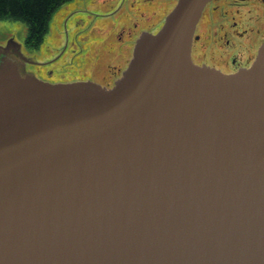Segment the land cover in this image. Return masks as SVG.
Returning <instances> with one entry per match:
<instances>
[{
    "label": "water",
    "instance_id": "95a60500",
    "mask_svg": "<svg viewBox=\"0 0 264 264\" xmlns=\"http://www.w3.org/2000/svg\"><path fill=\"white\" fill-rule=\"evenodd\" d=\"M211 0H177L111 89L50 84L0 47V264H264V40L195 65Z\"/></svg>",
    "mask_w": 264,
    "mask_h": 264
},
{
    "label": "flooded vegetation",
    "instance_id": "af4514ba",
    "mask_svg": "<svg viewBox=\"0 0 264 264\" xmlns=\"http://www.w3.org/2000/svg\"><path fill=\"white\" fill-rule=\"evenodd\" d=\"M73 1L54 12L46 49H34L29 56L21 46L9 56L23 73L43 82H91L106 89L114 87L128 67L139 37L155 34L177 2L90 0L92 10L73 7ZM263 40L264 0H211L196 25L191 59L196 65L234 74L251 66ZM41 52L48 57L38 59Z\"/></svg>",
    "mask_w": 264,
    "mask_h": 264
},
{
    "label": "trees",
    "instance_id": "16d2710c",
    "mask_svg": "<svg viewBox=\"0 0 264 264\" xmlns=\"http://www.w3.org/2000/svg\"><path fill=\"white\" fill-rule=\"evenodd\" d=\"M71 0H0V19L21 21L27 28L25 45L36 49L48 31L52 14Z\"/></svg>",
    "mask_w": 264,
    "mask_h": 264
},
{
    "label": "rangeland",
    "instance_id": "374dc122",
    "mask_svg": "<svg viewBox=\"0 0 264 264\" xmlns=\"http://www.w3.org/2000/svg\"><path fill=\"white\" fill-rule=\"evenodd\" d=\"M90 0H74L72 3H70L73 7H85L95 10L93 6L89 3ZM53 19V18H52ZM50 21V27H52V20ZM50 33V36H49ZM52 32L48 30V33L44 37V40L41 45V49L45 46H49L51 39H52ZM27 35V28L26 26L18 20H11V19H0V43L4 42L5 39L10 36V38H13L17 43H24ZM43 51V50H42ZM29 56H32L31 53H29ZM47 58L48 56L45 55V52H41L37 55V58Z\"/></svg>",
    "mask_w": 264,
    "mask_h": 264
}]
</instances>
